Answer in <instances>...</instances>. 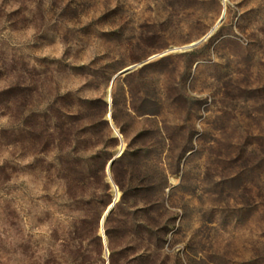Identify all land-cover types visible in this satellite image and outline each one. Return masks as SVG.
Returning <instances> with one entry per match:
<instances>
[{"label":"rangeland","instance_id":"1","mask_svg":"<svg viewBox=\"0 0 264 264\" xmlns=\"http://www.w3.org/2000/svg\"><path fill=\"white\" fill-rule=\"evenodd\" d=\"M0 264H264V0H0Z\"/></svg>","mask_w":264,"mask_h":264},{"label":"trees","instance_id":"2","mask_svg":"<svg viewBox=\"0 0 264 264\" xmlns=\"http://www.w3.org/2000/svg\"><path fill=\"white\" fill-rule=\"evenodd\" d=\"M74 166V165H73ZM104 170H105V167L103 168ZM80 171H78L77 170V168L74 166V167H70L69 169H68V173H67V179L69 180V192H71V194H72V189H73V187H74V185L72 184L73 182H76V183H79V181H82V180H84V179H86V180H90L91 178H93L94 177V173L92 172V170L91 169H89V175L87 176V175H84V177H82V175L83 174H81L80 175ZM105 173L103 172L102 173V177L103 176H105L104 175ZM72 182V183H71ZM90 183V182H89ZM104 186H106V188L108 187L109 188V186H108V184L107 183H104ZM89 189L90 190H92V196H94L95 194H96V191H97V187H95V186H93L92 184H91V186H89ZM122 189L124 190L125 188H124V185H122ZM125 191V190H124ZM124 195H126V191L124 192ZM99 216V215H98ZM93 219V221L91 222V220H89V221H86L87 222V224H86V230H87V228L89 227V229H90V231H93L94 232V235L95 234H97V230H98V224H97V217H95V215H94V217L92 218ZM96 219V220H95ZM90 225V226H89ZM85 227H84V229H85ZM77 228V227H76ZM98 240H99V244L101 245V240H100V237H98Z\"/></svg>","mask_w":264,"mask_h":264},{"label":"water","instance_id":"3","mask_svg":"<svg viewBox=\"0 0 264 264\" xmlns=\"http://www.w3.org/2000/svg\"><path fill=\"white\" fill-rule=\"evenodd\" d=\"M223 17H224V15L221 17L219 23L223 20ZM217 25H218V24H217ZM216 28H217V26H215V27L212 29V31H211L208 35H206V36L203 37L202 39L198 40L197 42L192 43V44L186 46L185 48H186V49H191V48H194V47L198 46V45L201 44L204 40H206V39L209 37V35H210L211 33H213V31H214ZM134 67H135V66L129 67V68L123 70L121 73H128V72L131 71ZM119 153H120V152H117V155H118ZM115 158H116V157H114V158L111 160V162H110V164H109V167L111 166V164L113 163V161L115 160ZM115 203H116V201H114L113 204H112V205L108 208V210L105 212V214H104V216H103V218H102V224H104V222H105L107 216L110 214V212H111L112 208L114 207Z\"/></svg>","mask_w":264,"mask_h":264}]
</instances>
